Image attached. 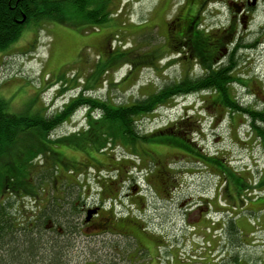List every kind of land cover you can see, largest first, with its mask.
Here are the masks:
<instances>
[{
  "label": "rangeland",
  "instance_id": "374dc122",
  "mask_svg": "<svg viewBox=\"0 0 264 264\" xmlns=\"http://www.w3.org/2000/svg\"><path fill=\"white\" fill-rule=\"evenodd\" d=\"M170 3H174V6H170ZM183 3L184 0H112L110 10L113 15L103 25L95 27L80 17H72L71 14L65 18L63 23L50 21L36 24L32 22L23 28L18 38L6 50L0 51V99L8 105V112L15 115H26L32 119L36 114L34 110L41 107L47 108L48 113L54 115L72 105L71 117L61 122L58 135L62 137L59 140L76 141L75 137L92 141L100 140V142L90 143L82 139L83 141H79V147H65L61 143V151L66 164L82 163L85 166L81 168L82 170H88L87 168L91 166L105 169L102 183L98 179L100 175H94L93 172L89 176L88 174L68 175L67 172L63 174L70 178L67 184L77 182L82 186H87V196L90 189L98 191L100 184L105 185L107 189V182L113 180V175L110 176L107 169L112 165L120 163L119 177L121 179L117 181L121 183L123 179L126 180L129 172L137 170L135 166L139 160L134 158L135 160L114 161L112 155L116 157L131 155V150L125 149L119 142H117L119 144L110 143L102 146L104 141L98 134L87 136L89 132L96 131V126H98L96 121H101V119L100 116L92 117L97 116L99 112L88 110L89 107L82 104L85 99L80 97L84 96L86 100L91 98L97 102H107L110 105H126L141 100L181 79L184 72L193 65V60L189 63L187 61L177 62L174 52L166 48L165 51L169 52L161 54L160 47L164 45L165 40L162 36H167L168 23L184 13L180 10ZM262 19L264 20V15H261L260 21ZM216 23L220 25L217 20L214 24ZM240 30L242 31V28ZM248 52L245 58L243 54L241 55L238 62L240 68L238 67L235 71V75L238 74L237 80L229 88V95L239 104L235 103L229 109L220 104V95L210 92L181 95L176 100L167 101L168 103L166 102L155 113L138 120L142 133L160 135L167 127L178 129L180 126L178 123L183 120V117H190V122L194 126L198 125V133L194 134L195 130H189L187 135L195 141L198 153L216 159L215 166L208 168L207 172L200 171L201 174L197 178L192 177L191 189L202 192V196L200 193L190 192L193 197L197 198L195 201L204 206L207 205L209 212L207 216H211L213 220L208 217L210 220H207V224L200 225L195 232L193 223L199 216V213L195 212L188 230V238L177 239L175 242L177 246L173 252L174 262L168 263L166 259L164 261L166 254L157 247L155 251L152 248L156 261H158L155 264H215L216 259L221 255H224L220 257L221 260H226L231 255L232 259L228 258L231 263L234 261L233 263L237 264L241 260L242 264H255L250 260L252 258L259 260L257 257L260 255L259 251L264 256V212L262 215V212L257 215L245 212L246 205H249L252 212L258 209L256 206L264 204V146L252 128L250 117L245 118L243 113H237L235 110L232 112V108L236 107H240L242 111L244 108L264 111V47ZM121 55L124 56L119 58ZM143 56L149 60L148 63L145 64ZM196 68L194 74L200 75L198 67ZM105 125L107 126V122ZM28 132H31V129L21 134L18 133L15 141L6 146V153L0 155V193L7 189L9 183L12 184V188L18 190L22 187L19 186L21 184L32 185L30 189L32 194L38 191L35 182L38 181L39 176L34 170L40 169L42 165L39 166V156H30L33 153L29 151L28 142L29 140L36 141V139L28 135ZM103 147V152H98V149ZM140 153L157 156L161 167L178 166L175 164L181 159L180 162L186 167L195 165L191 164L194 160L182 158V155L188 156L187 153L167 146H153L151 143H144ZM32 159L37 164H34L29 171L22 165ZM46 159L48 161V158ZM148 161H150L149 157L144 158V164H148ZM149 164L153 165L152 162ZM206 165L209 164L203 162V166ZM196 166L201 169L198 163ZM20 167L24 169L20 170ZM145 167L148 170L152 168L148 165ZM215 167L222 170L218 171ZM170 169L172 173H175L174 176L176 175L178 182L188 189L189 184L182 181L185 173L179 174L183 170ZM212 169L222 175L224 181L232 175L238 179H244L243 183L248 189L245 187L238 194L237 189L228 182L227 186L223 185L221 191H215V177L209 176ZM158 170L160 169L157 166L154 171ZM184 171L196 173L192 169ZM9 174L16 176L19 180L7 181L6 176ZM156 177L155 185L159 189L161 178L160 175ZM48 180H43V182L39 180L38 184L45 185L46 189H49V185L54 182ZM129 182L134 184L132 180ZM24 189L25 187L19 191ZM19 194L25 196L23 193ZM5 196H8V193H5L2 198ZM219 196L224 204L238 206L236 215L232 217L234 219L239 217L236 218L237 221L241 220L236 222L240 236H231L225 227L222 231V238H217L216 241L208 239L213 244L209 248L212 249L213 254L206 252L205 255L201 241H203L202 237L206 233V228H211L210 235H214L215 230L220 233L221 224L217 223L219 225L217 229L212 226L213 221L219 219L216 216L219 210ZM31 201L30 197L21 201L23 208L16 205V200L15 203L6 205V208L8 207L6 212L14 214L15 218L11 220L17 227L21 225L23 227L28 219L26 213H30L31 209L35 210L34 203ZM0 202H2L1 199ZM63 206L66 208L65 204ZM227 209L231 210V208ZM259 210L262 211V208ZM233 218L230 217V213H225V222H230L229 220ZM240 222H243V227L239 225ZM16 232L18 234L4 235L2 231L0 246L6 241L5 249L7 250L10 248V241L32 236V233H23L22 228H18ZM250 232H253V235L247 238L246 233ZM33 237H35L36 245L42 240V237ZM164 241L162 240L160 244ZM150 242L153 243V241ZM18 247L20 248L19 244L16 245V248ZM40 249L41 246L38 245L39 258L47 257V254L40 253ZM74 251L75 247L68 253L66 249L62 263L78 264V255ZM181 253H184L186 259L181 257ZM203 257L206 258V262L200 259ZM3 258L6 260L9 258L4 250L3 253L0 252V260Z\"/></svg>",
  "mask_w": 264,
  "mask_h": 264
},
{
  "label": "flooded vegetation",
  "instance_id": "af4514ba",
  "mask_svg": "<svg viewBox=\"0 0 264 264\" xmlns=\"http://www.w3.org/2000/svg\"><path fill=\"white\" fill-rule=\"evenodd\" d=\"M170 6H174V3H170ZM180 10L184 13L168 23L167 36H162L165 40L162 47L165 48L160 47V53L169 52L165 51L167 48L176 54L177 62L187 61L189 63L193 60V65L184 72L182 77L186 74L204 75L205 69H208L204 66L205 52H209L213 56L211 70L231 62L229 66H233L231 77L237 78L238 74L236 76L235 71L238 67L240 68L238 62L241 55L243 54L245 58L248 51L254 49L256 51L264 47V20L260 21L261 15H264V0H184ZM215 20L220 22V25L214 24ZM202 38L206 41H201L202 50L199 51L196 42ZM233 56L237 60L236 64L232 63ZM196 67L200 75L194 74ZM43 110L47 111V108L41 107L34 110L36 114L30 124L38 123L43 126L34 125V131L31 130L30 135L36 141L29 140L28 144L32 153L38 149L44 150L39 166H44L46 170L48 168L46 155H56L54 162L49 163L55 165L57 179L49 185V189H46L45 185H35L38 191L32 194L30 191L32 185H30V188L27 187L25 196L17 195V206L23 208L21 201L30 197L35 207V210L31 209L30 213H26L28 219L23 227L21 225L17 228L24 229L23 233L37 235L40 232V234H50L56 238L64 233L62 220L57 216L51 215L49 218L47 215L51 206L54 208L53 213L61 212L64 197V185L61 178L66 171L62 161L63 153L60 145L62 141L59 140L62 136L58 135L61 123L55 119L60 112L52 115L48 113L49 111L44 113ZM45 116H51L52 121L43 120ZM36 118L38 120H35ZM112 156L114 161L120 162L123 159L139 160L135 166L137 170L129 172L131 178L123 179L119 183L117 180L121 179L119 177L121 165L115 163L116 165L107 169V173L111 174L110 176L113 175V180L107 182V189L103 185V187L99 186L98 191L90 189L88 196L83 195L87 199L82 203L79 202L76 207L78 232L70 236L74 243V252L78 255V264H155L158 261H156L152 248L155 251L157 247H163L164 253L171 254L177 239L188 238V230L195 212L199 213V216L193 223V231L197 232V227L207 224V220L209 221L208 207L195 201L197 198L193 197L190 192L200 193V196L202 192L191 189L193 185L191 180H193L192 177L197 178L201 172H207L208 168L215 166L216 159L202 155L206 161L202 158L199 161L194 160L191 164L195 165H190V168L189 165L186 167L180 162L182 159L175 164L178 166L161 167L155 155ZM182 156V158L189 159L187 155ZM146 157L150 159L148 164H144ZM208 159H210L209 162H207ZM150 162L153 165L149 164ZM203 162H207L209 166H203ZM197 163L201 169L196 166ZM145 165L152 168L148 170ZM157 166L160 170L154 171ZM203 167L206 169L203 170ZM170 168L183 170L179 174L185 173L182 181L189 184L188 189L178 182L176 175L174 176L175 173H172ZM215 168L218 171L222 170ZM191 169L196 173L184 171ZM71 173L74 175L77 171L73 170ZM209 174L215 177V191L222 189L226 183L223 176L213 169ZM156 175H160L161 178L159 189L155 185ZM129 180L134 181V184ZM189 180L190 183H188ZM11 191L19 190L12 188L4 192L10 196ZM162 240L165 241L160 244ZM165 259L168 263L170 262L168 256H165L164 261Z\"/></svg>",
  "mask_w": 264,
  "mask_h": 264
},
{
  "label": "trees",
  "instance_id": "16d2710c",
  "mask_svg": "<svg viewBox=\"0 0 264 264\" xmlns=\"http://www.w3.org/2000/svg\"><path fill=\"white\" fill-rule=\"evenodd\" d=\"M112 0H0V51H4L13 43L20 33L22 32L23 28L30 23H43V22H64L65 18L68 15H73L72 17H80L84 19L87 23L97 27L100 25L105 24L109 19H111L113 13L110 10V4ZM201 41L205 42L203 38L196 42L198 44L199 51L202 50L201 48ZM208 43V42H207ZM225 48V46H222ZM124 55H121L119 58H122ZM206 61L204 66L208 69H205L206 72L204 75L195 76V75H188L186 74L184 77H181L178 81H174L171 84L166 85L162 89L157 90L153 94L147 95L141 100H137L134 103L126 104V105H110L107 102H97L95 99L89 98L86 100L84 96L80 97L81 99H85L83 101V105L89 107L88 110H94V112H100V119L101 121H96L97 129L96 131L93 130L87 134H96L101 135L105 144L109 145L110 143L114 144H121L125 149L129 148L131 150V155H141L140 151L142 150L143 144L151 143L153 146H167L170 148H175L178 151L185 152L188 154V158L191 160L199 161L200 158L206 161L205 157L198 153V150L195 145V141L193 138L191 139L188 136L189 130H192L194 134L198 133V125L194 126L190 122V117L185 118L179 122V128L167 127L164 132L160 135H146L142 133L139 129L138 120L147 117L150 114L155 113L158 109L166 104V102L170 101L171 99H176L181 95H189L195 94L205 91L207 93L220 95V104L224 105L225 107L229 108L232 107L233 104H239L236 100L229 95V88L230 86L236 82L237 78L231 77L232 74V67H229L230 64H225L218 69H212L211 65L213 64V56L209 52H205ZM145 60V64L148 63V59L146 56L142 57ZM232 58V63L236 64L237 60ZM215 91V92H214ZM79 99V100H81ZM167 102V103H168ZM80 104V103H79ZM8 105H6L3 100L0 99V155H4L6 153V146L11 145L18 136V133H24L28 130L34 131V125L43 126L41 124H34L31 125V118L26 115H15L8 112ZM230 109V108H229ZM232 112L235 110L237 113H243V117H250L252 121V128L256 132V136L258 139L261 140L262 145L264 146V111H257L252 110L251 108H244L243 111L240 107L232 108ZM72 105L67 107L64 111L60 112L58 116H56V120L59 122L65 121L67 118H70L72 115ZM241 111V112H240ZM38 120V119H35ZM43 120L52 121L51 116L43 117ZM107 122V126L105 125ZM258 124V126H256ZM178 126V125H177ZM177 129V130H175ZM98 131V132H97ZM106 131V133H105ZM26 134V133H25ZM30 135V132H28ZM93 136V137H94ZM76 141L67 142L66 140L62 141L61 143L65 145V147L75 146L79 147V141H88L90 143L100 142L99 139L96 141L87 140L86 138L75 137ZM83 139V140H82ZM102 141V143H103ZM50 142V141H49ZM119 142V143H117ZM60 143V145H62ZM32 144H30L31 146ZM108 147V146H107ZM104 150L103 148H99L98 152L102 153ZM107 150H109L107 148ZM31 151V150H29ZM44 150H37L31 157L34 155L39 156L38 160L39 164L42 162V153ZM32 152V151H31ZM48 156V168L47 170L44 169H36L34 172L37 174L38 181L35 184L39 185V180L43 182V180H52L53 182L56 181V169L55 165H50L49 162H54L56 155H46ZM51 159V160H50ZM63 165L68 175H72L71 171H77V174L84 176L88 174V176L93 172L94 175L98 174V179L102 183V175H104L105 169H98L97 166H91L87 168L88 170H82L81 168L85 167L82 163H67L64 159H62ZM208 159L207 162H209ZM37 164L36 161L28 160V162L24 163L22 166L27 168L29 171L31 167ZM209 166V165H208ZM23 167H20L24 169ZM51 167V169H50ZM65 172V173H66ZM70 173V174H69ZM7 181L16 179V176L7 175ZM49 177V178H48ZM130 178L128 175L127 179ZM95 180V179H94ZM49 181V180H48ZM70 181L68 176H62L61 182L64 185V197H63V204L66 205L61 208V212L53 213V207L51 206L48 209V217L51 218L52 216H57L62 220L63 225V235L61 237H54L50 234H40L38 232L37 235L31 234V238H24V239H14L9 243L10 248H6V244L4 243L0 246V252L8 255V260L2 259L0 260V264H65L62 263L63 255L66 254L69 250L74 247L72 239H70L71 235H74L75 232H78V224L76 222L78 215L77 213V205L79 202H83L87 199V197L83 196L87 194L88 187L82 186L80 183L72 182L70 185L67 184ZM227 185L229 182L232 186L237 189L238 194L242 191L246 185L243 183L244 179H238L232 175L231 178L225 179ZM249 182V181H248ZM247 182V183H248ZM139 184V182H137ZM100 184L99 186H101ZM21 188L24 190L21 191H11L10 196H5L4 198L0 197L2 202H0V228L3 231L4 235L9 234H16L17 226L12 222V218L14 214L7 213L6 205L11 204L12 202L15 203L17 195L19 193L26 194L30 185L21 184ZM103 187V185L101 186ZM20 188V189H21ZM91 188V187H90ZM248 189V187H246ZM19 189V190H20ZM87 189V190H85ZM246 189V190H247ZM7 190H12V184H7ZM5 191L2 190L0 194ZM248 192V191H247ZM262 208L264 210V204H260L256 206ZM14 208V206H13ZM17 229H16V228ZM227 230L231 236L237 237L240 236L239 230L237 229L236 222L234 220H230L227 222ZM0 230V233L2 232ZM2 234V233H1ZM18 234V233H17ZM33 236L42 237L41 242L34 243ZM1 238V237H0ZM17 242H22L17 243ZM19 244L20 248H16V245ZM38 245L41 246L40 253H45L48 256L39 258L38 255ZM37 246V247H36ZM163 249V247H161ZM173 253V251H172ZM15 255V256H14ZM173 257H175L172 254ZM50 257V258H49ZM232 259V258H231ZM174 261V259H171ZM263 260V258L261 259ZM234 262V261H233ZM232 262V263H233ZM256 264L262 263L258 260H251ZM230 263V259H226L223 264ZM71 264V263H67Z\"/></svg>",
  "mask_w": 264,
  "mask_h": 264
},
{
  "label": "crops",
  "instance_id": "0c3cea01",
  "mask_svg": "<svg viewBox=\"0 0 264 264\" xmlns=\"http://www.w3.org/2000/svg\"><path fill=\"white\" fill-rule=\"evenodd\" d=\"M239 221H241V220H239ZM238 221V222H239ZM243 222H240L239 223V225L241 226V227H243V224H242ZM253 233V232H252ZM247 235H246V237L247 238H249V236H252L253 234H251V232L248 234V233H246ZM257 253V252H256ZM260 255L259 256H257V257H259V262H262V263H259V264H264V256L260 253V251L258 252ZM262 255V256H261ZM252 256V255H251ZM255 257V256H254ZM263 258V260H261ZM258 259V258H257ZM252 260H254L253 258H252ZM251 261V260H250ZM243 263V261H238V263L237 264H242ZM247 264V263H246ZM256 264V263H255Z\"/></svg>",
  "mask_w": 264,
  "mask_h": 264
},
{
  "label": "bare ground",
  "instance_id": "6f19581e",
  "mask_svg": "<svg viewBox=\"0 0 264 264\" xmlns=\"http://www.w3.org/2000/svg\"><path fill=\"white\" fill-rule=\"evenodd\" d=\"M26 27V26H25Z\"/></svg>",
  "mask_w": 264,
  "mask_h": 264
}]
</instances>
